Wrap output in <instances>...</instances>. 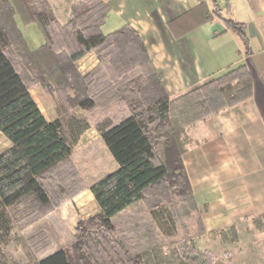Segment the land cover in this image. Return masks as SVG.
I'll list each match as a JSON object with an SVG mask.
<instances>
[{"label":"trees","instance_id":"1","mask_svg":"<svg viewBox=\"0 0 264 264\" xmlns=\"http://www.w3.org/2000/svg\"><path fill=\"white\" fill-rule=\"evenodd\" d=\"M18 1L0 0V132L11 143L0 153L1 231L9 235L17 217L33 216L37 222L82 192L75 182L72 190L70 174L54 171L71 161L91 129L89 119L71 111L101 109L104 116L96 129L118 167L90 187L99 212L79 227L72 246L49 251L44 245L39 264H224L190 236L168 253L153 245L133 255L122 239H114V220L137 202L153 213L168 203L176 223L198 213L197 236L205 235L182 159L193 142L188 131L253 96L248 67L237 66L171 98L132 27L103 33L110 11L104 0L73 3L65 24L48 0H30L27 5ZM17 13L26 23L38 25L45 40L38 49L27 45ZM215 14L220 17L221 12ZM225 21L243 37L248 51L244 26ZM91 52L103 69L83 75L78 62ZM34 86L55 95L67 116L49 122L31 95ZM214 234L229 242L230 234L236 238L237 226Z\"/></svg>","mask_w":264,"mask_h":264},{"label":"crops","instance_id":"2","mask_svg":"<svg viewBox=\"0 0 264 264\" xmlns=\"http://www.w3.org/2000/svg\"><path fill=\"white\" fill-rule=\"evenodd\" d=\"M29 1L18 3L27 5ZM59 1L50 3L58 21L65 24L71 5L83 0ZM104 1L110 11L103 33L132 27L171 98L237 66L248 67L253 96L191 127L188 134L193 142L182 159L205 228L201 238L209 240L217 237L214 233L237 226L240 232L242 227L257 231L264 241V229L257 230L264 226V0ZM207 14L213 17L206 19ZM225 20L244 26L248 51L243 37ZM16 21L32 51L44 44L35 21L26 23L18 13ZM81 63L78 69L83 75L102 65L95 52L78 65ZM30 92L49 122L62 117L55 105L54 109L47 107L53 96L43 87L35 86ZM113 110L116 115L117 109Z\"/></svg>","mask_w":264,"mask_h":264},{"label":"rangeland","instance_id":"3","mask_svg":"<svg viewBox=\"0 0 264 264\" xmlns=\"http://www.w3.org/2000/svg\"><path fill=\"white\" fill-rule=\"evenodd\" d=\"M57 1L59 0H48L55 5L59 4ZM78 66H82V63ZM100 68L103 69V63ZM48 103L50 105L48 108L54 109V105L58 108L62 119L67 116L55 95ZM71 113L78 117L86 114L91 129L74 149L71 161L54 172L70 174L69 184L74 185L72 190L75 182L76 189L82 188V192L37 222H33V216L17 217L10 224L9 235H5L0 229V264H39L44 245L49 246V251L71 247L79 227L99 212L90 187L118 167L96 129L104 112L95 109L88 113L76 108ZM10 146L11 143L0 132V153ZM177 205L178 208L181 207L180 203ZM199 216L198 213H192L190 217L181 218L176 223L171 218L168 203L153 213L144 202H137L115 218L116 230L113 237L122 239L128 250L133 255H138L153 245L162 246L168 253L181 246L185 238L190 236L195 239L201 250L211 251L213 257L224 264H264V241L257 231L252 232L250 228L245 230L242 227L243 230L240 232L237 227L236 238L230 234L229 238L233 240L229 242L222 240L220 236L205 240L201 238L202 236H197ZM263 227L259 225V228H256L263 231Z\"/></svg>","mask_w":264,"mask_h":264}]
</instances>
